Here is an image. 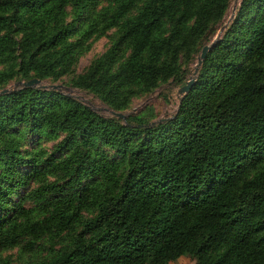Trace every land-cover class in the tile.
Returning a JSON list of instances; mask_svg holds the SVG:
<instances>
[{"label": "trees", "instance_id": "16d2710c", "mask_svg": "<svg viewBox=\"0 0 264 264\" xmlns=\"http://www.w3.org/2000/svg\"><path fill=\"white\" fill-rule=\"evenodd\" d=\"M98 1L0 0V89L54 83L94 33L115 27L69 85L126 112L137 94L185 83L230 2L108 0L93 10ZM211 43L175 113L152 125L137 113L101 115L57 90L0 94V255L48 238V254L26 264H169L182 255L264 264V0H238ZM27 134L57 142L28 149Z\"/></svg>", "mask_w": 264, "mask_h": 264}, {"label": "rangeland", "instance_id": "374dc122", "mask_svg": "<svg viewBox=\"0 0 264 264\" xmlns=\"http://www.w3.org/2000/svg\"><path fill=\"white\" fill-rule=\"evenodd\" d=\"M108 2V0H99L94 6L93 10L95 9L96 11H102L103 8L108 6ZM237 6L238 0H230L229 7L224 18L218 25H216V33L210 38V41H208L207 44H210L213 40H215V37L223 25L230 22L235 14ZM68 18L70 17L68 16ZM115 29V27H111L106 31L100 32L98 30L97 33H94L89 38V40H87L86 46L76 55L72 72L58 80L53 81L54 83H60L65 87H69V89L62 88V91L76 97L79 101L91 106L96 112L104 116H110L108 111L109 107L103 104L99 99L95 98L92 94H87L84 91H80L77 88L71 87L69 85V80L73 76L83 72L87 66L108 47L111 37L115 34ZM195 64L196 58L194 59V62L190 63V69L186 74V80L192 76V71ZM14 82L15 81H9L5 87L13 85ZM51 82V80H42V83ZM178 88V86H175L172 83H167L157 87L149 94H137L132 97L129 108L126 110V112L134 108L135 111L132 113L140 114L142 117L150 121L169 117L173 115L177 109V104L180 97ZM55 142H57V140H54L52 137L47 136L46 134H27L24 138V147L28 149L43 148L47 151H51ZM97 147L100 150H104L110 158H114L113 151H108L101 145H98ZM36 184L37 182H30L29 185L30 187H33ZM21 190L23 189H20L19 192H21ZM26 205L30 206L32 203H26ZM49 251L50 240L48 238L40 239L36 242L34 249L31 252L24 253L18 246L2 251L0 255V264H26L30 260H39L45 257ZM169 264H195V260L189 256L182 255L176 260L171 261Z\"/></svg>", "mask_w": 264, "mask_h": 264}, {"label": "water", "instance_id": "95a60500", "mask_svg": "<svg viewBox=\"0 0 264 264\" xmlns=\"http://www.w3.org/2000/svg\"><path fill=\"white\" fill-rule=\"evenodd\" d=\"M229 23L223 25L221 28H220V31L219 33L225 29L227 26H228ZM219 33L217 34V36L219 35ZM217 36L215 37V39L217 38ZM212 43L210 44H206L204 46H202L199 54L197 55L196 57V64L194 65L193 67V71H192V76L185 81V83L183 85H181L179 88H178V93L180 94V96L184 95V93L192 86V84L194 83L195 81V77L197 75V72H198V69L202 63V60L204 59L205 55H206V52L207 50L210 48ZM24 87H35V88H40V89H44V90H47V89H51V90H57V91H60L62 93H64L62 91V88H65V89H69V87H65L64 85L60 84V83H42V80L38 79V78H31V79H28V80H19V81H16L13 83V85L11 86H8V87H4V88H1L0 89V94H3V93H7V92H11L15 89H20V88H24ZM66 95H69V96H72L68 93H64ZM74 97V96H72ZM76 98V97H74ZM77 99V98H76ZM88 106V105H87ZM91 109H93L91 106H89ZM94 110V109H93ZM108 111H109V114L111 116H114V117H117V118H120V119H125V117L134 112L135 109H131L130 111H127V112H120V111H114L110 108H108ZM163 120V118H159V119H156L154 121H151L149 123V125H152L156 122H159Z\"/></svg>", "mask_w": 264, "mask_h": 264}]
</instances>
